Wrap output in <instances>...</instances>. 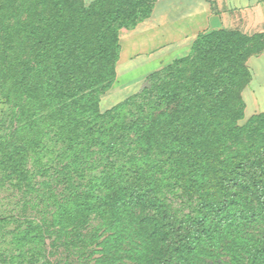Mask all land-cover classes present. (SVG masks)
I'll use <instances>...</instances> for the list:
<instances>
[{"label": "trees", "instance_id": "16d2710c", "mask_svg": "<svg viewBox=\"0 0 264 264\" xmlns=\"http://www.w3.org/2000/svg\"><path fill=\"white\" fill-rule=\"evenodd\" d=\"M157 1L0 0V183L40 216L13 218L32 264H264V112L239 124L264 33L201 34L101 110Z\"/></svg>", "mask_w": 264, "mask_h": 264}, {"label": "crops", "instance_id": "0c3cea01", "mask_svg": "<svg viewBox=\"0 0 264 264\" xmlns=\"http://www.w3.org/2000/svg\"><path fill=\"white\" fill-rule=\"evenodd\" d=\"M221 30L264 33V0H158L148 19L120 31L130 35L121 36L118 63L129 60L132 71L158 70L190 55L201 34ZM247 66L252 76L243 93L247 108L249 103L250 112L256 107L264 112V53L249 58Z\"/></svg>", "mask_w": 264, "mask_h": 264}, {"label": "rangeland", "instance_id": "374dc122", "mask_svg": "<svg viewBox=\"0 0 264 264\" xmlns=\"http://www.w3.org/2000/svg\"><path fill=\"white\" fill-rule=\"evenodd\" d=\"M87 5L93 2L94 0H82ZM121 36L130 35L122 31ZM264 53V52H263ZM261 53V54H263ZM259 54V55H261ZM258 56V55H255ZM138 57H135L137 59ZM133 60V59H132ZM127 62V64H126ZM129 60L122 59L117 65V79L111 89L106 92L101 98V110H109L121 103L131 96H134L142 91L148 83L149 76L156 71L166 68L168 65L159 67L158 70H147L145 67H142L141 70H131L132 64H128ZM172 64V63H171ZM149 68V67H147ZM250 70V69H249ZM251 73V71H250ZM252 78V77H251ZM251 82V81H250ZM246 89V88H245ZM244 93V91H243ZM243 96V95H242ZM244 99V97H243ZM245 101V99H244ZM246 103V102H245ZM6 106L3 104L2 99L0 98V119L3 116V113L6 111ZM244 118L239 121L240 125H244L253 115L259 114L262 112L261 107L257 108L254 113L250 112L249 103L248 108L246 105ZM1 170V169H0ZM3 172L0 171V182L3 178ZM26 208H21V207ZM11 216V217H9ZM19 218L20 220L26 219H39V214L32 207H27L24 202L21 201L19 196L16 193L7 192L6 189L1 188L0 183V264H32L33 249L34 245L32 242L18 243L17 239L19 237L20 231H24L25 228L19 229L22 223L13 218ZM23 227H27L26 224H23ZM48 243V241H47ZM100 255L95 256L99 258ZM59 258H52V262L59 261ZM44 260H41L39 264L43 263ZM80 264H86L84 260ZM96 264V263H95Z\"/></svg>", "mask_w": 264, "mask_h": 264}]
</instances>
